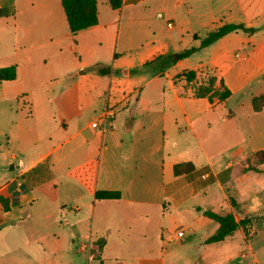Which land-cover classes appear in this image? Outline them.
I'll return each mask as SVG.
<instances>
[{
  "label": "crops",
  "instance_id": "0c3cea01",
  "mask_svg": "<svg viewBox=\"0 0 264 264\" xmlns=\"http://www.w3.org/2000/svg\"><path fill=\"white\" fill-rule=\"evenodd\" d=\"M97 8L72 32L62 0H0L17 72L0 80V264H264V0ZM226 23L254 30L178 58ZM208 209L251 223L210 240Z\"/></svg>",
  "mask_w": 264,
  "mask_h": 264
},
{
  "label": "trees",
  "instance_id": "16d2710c",
  "mask_svg": "<svg viewBox=\"0 0 264 264\" xmlns=\"http://www.w3.org/2000/svg\"><path fill=\"white\" fill-rule=\"evenodd\" d=\"M111 5L114 8H118L122 4V0H109ZM64 6L67 20L69 23V28L72 32H78L79 30L88 28L98 22V8L97 0H62ZM242 29L245 31H253L252 27H246L242 23H226L215 29L209 30L203 36H195L196 38L201 39L199 46H191L177 53L178 58H183L199 49L201 46H206L211 42L217 40L218 38L224 36L225 34ZM101 72L102 68H99ZM108 71V68L106 69ZM16 68L14 65L4 66L0 68V80H11L16 77ZM261 103V102H260ZM259 103V104H260ZM258 105V103L256 104ZM262 154V153H261ZM264 156V155H263ZM41 167L38 165L36 168ZM193 168L191 164H177L175 166V172L181 173L184 171H189ZM97 197L99 198H119V191H108L100 190L97 192ZM235 201H233V204ZM205 213L214 218L219 222V228L215 234H213L209 239L210 240H221L227 234L232 233L234 230L240 226H247L251 223V218L249 216L242 217L237 219L236 216L232 213L220 214L213 210H206Z\"/></svg>",
  "mask_w": 264,
  "mask_h": 264
},
{
  "label": "built area",
  "instance_id": "2783aa9c",
  "mask_svg": "<svg viewBox=\"0 0 264 264\" xmlns=\"http://www.w3.org/2000/svg\"><path fill=\"white\" fill-rule=\"evenodd\" d=\"M159 16H163V14L159 13ZM168 24L171 25V22H169ZM113 115H114L113 110L110 108H107L99 115L97 119H95L92 122V125L100 127V128H106L109 125H111ZM18 183H21V182H18ZM184 236H185L184 230L181 229L176 232L177 238L182 239Z\"/></svg>",
  "mask_w": 264,
  "mask_h": 264
},
{
  "label": "rangeland",
  "instance_id": "374dc122",
  "mask_svg": "<svg viewBox=\"0 0 264 264\" xmlns=\"http://www.w3.org/2000/svg\"><path fill=\"white\" fill-rule=\"evenodd\" d=\"M260 103V102H259ZM261 158V157H260ZM217 209L219 210L220 207H217ZM255 228L257 229L256 235H260L262 231H264V220L261 222H257L255 223Z\"/></svg>",
  "mask_w": 264,
  "mask_h": 264
}]
</instances>
